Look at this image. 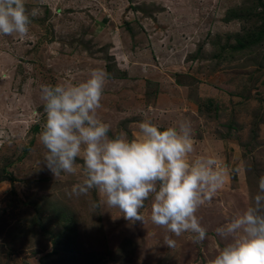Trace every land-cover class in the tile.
Listing matches in <instances>:
<instances>
[{"label":"rangeland","instance_id":"rangeland-1","mask_svg":"<svg viewBox=\"0 0 264 264\" xmlns=\"http://www.w3.org/2000/svg\"><path fill=\"white\" fill-rule=\"evenodd\" d=\"M261 1L216 0L195 25L183 12L199 0H24L28 35H0V264H190L200 248L231 241L217 227L248 206L264 176ZM92 70L108 74L96 116L109 136L135 138L144 120L188 121L198 146L189 159L206 149L217 159L225 183L196 213L203 242L153 224L151 199L143 223L93 211L97 190L72 194L79 172L54 177L44 167L40 86L79 83Z\"/></svg>","mask_w":264,"mask_h":264},{"label":"clouds","instance_id":"clouds-1","mask_svg":"<svg viewBox=\"0 0 264 264\" xmlns=\"http://www.w3.org/2000/svg\"><path fill=\"white\" fill-rule=\"evenodd\" d=\"M33 10L31 15H35ZM31 23L24 0H0V35L24 38ZM107 73L92 70L72 84H42L44 121L38 134L44 151L43 165L54 177L62 173L83 176L72 194L97 190L102 205L118 209L131 223L144 222L141 209L151 199L150 219L169 233L192 234L194 243L206 239L196 213L211 202L225 183L218 161L207 157L190 160L196 141L190 122L161 127L150 120L139 123L138 135L109 136L110 126L97 118ZM82 163L78 164L77 161ZM216 234L231 241L207 264H264V176L249 204ZM168 247L176 241L165 237Z\"/></svg>","mask_w":264,"mask_h":264},{"label":"crops","instance_id":"crops-1","mask_svg":"<svg viewBox=\"0 0 264 264\" xmlns=\"http://www.w3.org/2000/svg\"><path fill=\"white\" fill-rule=\"evenodd\" d=\"M200 2H197L199 4L200 7H202L201 9L198 8L196 9V12L192 11V10H189V8L186 9V12H183L185 13L186 15L184 17H186L187 19H191L192 17H196V21L193 22L195 25L198 24V21H204L206 18H203L202 16H205V12L208 11H212L214 10V6H215V2L216 0H199ZM162 2V1H160ZM159 2V3H160ZM163 3V2H162ZM164 4V3H163ZM197 7V6H196ZM201 19V20H199ZM192 20V19H191ZM198 146H195L194 145V150L197 148ZM211 153V151L207 150L205 151L204 154H202V157H210L209 154ZM197 159V158H196ZM200 159V157H199ZM213 247V245H210ZM215 249L217 248V250L215 252H211V251H201V248H200V253L196 254L194 256V260L190 263V264H207V261H209L210 259H212L216 254L217 252L219 251V249L221 248L220 246H216L214 247Z\"/></svg>","mask_w":264,"mask_h":264},{"label":"trees","instance_id":"trees-1","mask_svg":"<svg viewBox=\"0 0 264 264\" xmlns=\"http://www.w3.org/2000/svg\"><path fill=\"white\" fill-rule=\"evenodd\" d=\"M258 3L261 4V6H263L262 1L260 2V0H258ZM263 9H264V7H263ZM259 32L262 33V32H264V30H260ZM242 47H243L242 41L240 39H237L235 49H241Z\"/></svg>","mask_w":264,"mask_h":264}]
</instances>
